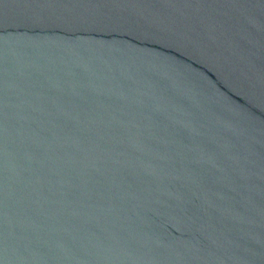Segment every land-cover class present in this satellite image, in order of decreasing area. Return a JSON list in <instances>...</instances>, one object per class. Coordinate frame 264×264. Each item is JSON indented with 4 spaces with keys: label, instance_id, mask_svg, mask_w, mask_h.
<instances>
[{
    "label": "water",
    "instance_id": "obj_1",
    "mask_svg": "<svg viewBox=\"0 0 264 264\" xmlns=\"http://www.w3.org/2000/svg\"><path fill=\"white\" fill-rule=\"evenodd\" d=\"M0 264H264V0H0Z\"/></svg>",
    "mask_w": 264,
    "mask_h": 264
}]
</instances>
